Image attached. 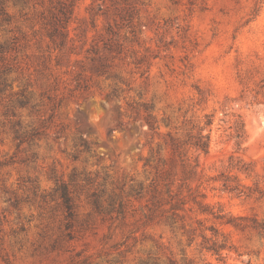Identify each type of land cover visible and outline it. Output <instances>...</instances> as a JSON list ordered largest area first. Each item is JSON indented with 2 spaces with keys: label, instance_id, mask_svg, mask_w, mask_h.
<instances>
[{
  "label": "rangeland",
  "instance_id": "rangeland-1",
  "mask_svg": "<svg viewBox=\"0 0 264 264\" xmlns=\"http://www.w3.org/2000/svg\"><path fill=\"white\" fill-rule=\"evenodd\" d=\"M0 264H264V0H0Z\"/></svg>",
  "mask_w": 264,
  "mask_h": 264
},
{
  "label": "trees",
  "instance_id": "trees-1",
  "mask_svg": "<svg viewBox=\"0 0 264 264\" xmlns=\"http://www.w3.org/2000/svg\"><path fill=\"white\" fill-rule=\"evenodd\" d=\"M212 248L217 254H221V247L220 246L214 245Z\"/></svg>",
  "mask_w": 264,
  "mask_h": 264
}]
</instances>
